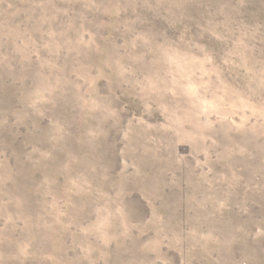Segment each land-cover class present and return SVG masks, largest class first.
<instances>
[{"label": "rangeland", "instance_id": "374dc122", "mask_svg": "<svg viewBox=\"0 0 264 264\" xmlns=\"http://www.w3.org/2000/svg\"><path fill=\"white\" fill-rule=\"evenodd\" d=\"M0 264H264V0H0Z\"/></svg>", "mask_w": 264, "mask_h": 264}]
</instances>
